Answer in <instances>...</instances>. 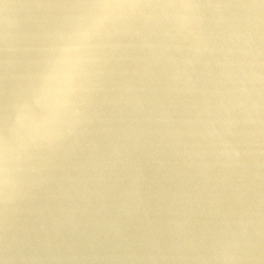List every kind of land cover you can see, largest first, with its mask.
Wrapping results in <instances>:
<instances>
[{"label": "water", "instance_id": "1", "mask_svg": "<svg viewBox=\"0 0 264 264\" xmlns=\"http://www.w3.org/2000/svg\"><path fill=\"white\" fill-rule=\"evenodd\" d=\"M26 13L5 0L0 26ZM252 41L253 127L218 137L224 89L192 94L178 65L143 70L85 140L0 206V264H264L258 16Z\"/></svg>", "mask_w": 264, "mask_h": 264}, {"label": "snow or ice", "instance_id": "2", "mask_svg": "<svg viewBox=\"0 0 264 264\" xmlns=\"http://www.w3.org/2000/svg\"><path fill=\"white\" fill-rule=\"evenodd\" d=\"M24 7L14 30L0 26V206L37 183L45 161L85 140L146 69L178 65L192 94L224 89L232 101L216 114L218 137L256 124L246 49L257 16L264 38V0H24ZM260 77L264 128V44Z\"/></svg>", "mask_w": 264, "mask_h": 264}]
</instances>
